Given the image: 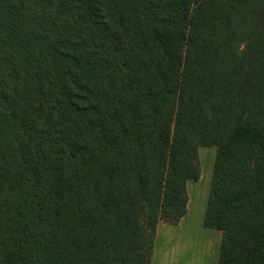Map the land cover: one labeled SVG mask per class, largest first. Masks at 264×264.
Returning a JSON list of instances; mask_svg holds the SVG:
<instances>
[{"label": "trees", "instance_id": "1", "mask_svg": "<svg viewBox=\"0 0 264 264\" xmlns=\"http://www.w3.org/2000/svg\"><path fill=\"white\" fill-rule=\"evenodd\" d=\"M201 146L218 264H264V0H0V264H151Z\"/></svg>", "mask_w": 264, "mask_h": 264}, {"label": "crops", "instance_id": "2", "mask_svg": "<svg viewBox=\"0 0 264 264\" xmlns=\"http://www.w3.org/2000/svg\"><path fill=\"white\" fill-rule=\"evenodd\" d=\"M202 173L196 182L188 181L186 215L177 224H158L151 264H218L222 233L204 226L211 180Z\"/></svg>", "mask_w": 264, "mask_h": 264}, {"label": "rangeland", "instance_id": "3", "mask_svg": "<svg viewBox=\"0 0 264 264\" xmlns=\"http://www.w3.org/2000/svg\"><path fill=\"white\" fill-rule=\"evenodd\" d=\"M216 153H217L216 146H201L199 148V161H200V166H201V173L202 171H204V180H207L208 182L212 178L213 163L215 160ZM191 182H196V180L193 179L191 180ZM219 231L222 233L221 230Z\"/></svg>", "mask_w": 264, "mask_h": 264}]
</instances>
